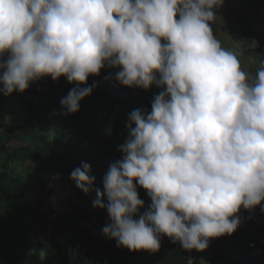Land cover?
<instances>
[{
    "label": "clouds",
    "instance_id": "clouds-1",
    "mask_svg": "<svg viewBox=\"0 0 264 264\" xmlns=\"http://www.w3.org/2000/svg\"><path fill=\"white\" fill-rule=\"evenodd\" d=\"M238 3L0 0V91L69 82L53 89L43 133L73 158L66 181L101 208L90 247L66 230L52 238L47 222L46 245L71 238L52 264H260L264 237L250 235L264 213V60L252 73L239 57L255 63L264 7ZM103 80L110 94L89 103ZM102 129L79 155L82 132ZM40 173L48 198L47 175L65 184ZM241 208L255 210L249 221Z\"/></svg>",
    "mask_w": 264,
    "mask_h": 264
},
{
    "label": "trees",
    "instance_id": "trees-1",
    "mask_svg": "<svg viewBox=\"0 0 264 264\" xmlns=\"http://www.w3.org/2000/svg\"><path fill=\"white\" fill-rule=\"evenodd\" d=\"M243 1L249 2L253 7H264V0ZM257 36L264 39V33ZM256 68L252 67L249 71L255 73ZM92 77L89 76L87 84ZM49 78L52 82L41 83L38 93L31 85L27 91L13 92L11 95H4L0 91V264H41L39 257H29V252L45 248L48 255L42 264H52L55 255L67 256L66 248L71 238L59 242L52 241L50 245L45 244L44 230L47 222L52 223V238L54 234L66 230L71 232L72 237L83 241L82 245L85 247L91 246L90 238L88 236L86 239V235L93 234L100 224L101 208L93 203L96 198L89 200L87 193L76 184L71 187L76 192L73 194L71 190L72 194H68L64 209L57 211L49 202L44 208L49 199L47 193L50 191H46V181L38 174H41V171H50L54 176H60L61 182L65 183V174L73 164L67 147L50 143L43 133L49 126L46 112L49 111V98L52 97L53 89L62 88L69 83L67 80H53L50 76ZM109 87V83L103 80L89 99V103L110 94ZM106 133V129L95 134L82 132L83 147L79 155L88 157L91 140H105ZM20 140L23 144L17 145ZM75 158H78V155ZM33 174L36 175L34 181L36 180L39 190L37 197L29 198L27 189ZM96 175L94 172L95 179ZM91 190L97 193L95 182ZM255 209L261 211L260 206ZM254 213L255 210L249 212L241 208L239 215L242 222H245L249 221ZM261 214L263 217L257 219V230L253 229L250 235L257 240L264 237V213ZM227 246L223 244L218 252L226 253ZM112 258H115V255L105 260ZM258 261L264 264V255L259 257ZM78 263L92 264L80 255ZM54 264H57L56 260Z\"/></svg>",
    "mask_w": 264,
    "mask_h": 264
},
{
    "label": "rangeland",
    "instance_id": "rangeland-1",
    "mask_svg": "<svg viewBox=\"0 0 264 264\" xmlns=\"http://www.w3.org/2000/svg\"><path fill=\"white\" fill-rule=\"evenodd\" d=\"M230 1H231L232 6L234 4L239 5L238 0L235 2H234V0H228V3ZM234 13H235V9H234ZM227 17H228L229 22H233V20L235 19V17L233 15H230V14H228ZM257 31L264 32V12L262 13V18H261V14L259 15V23H258ZM219 40L221 41V44H229L228 41H230L226 38H223V39L221 38ZM263 44L264 43H262V41L253 44V48H257V51L255 52V54L257 53V59H256L255 63H254V61H252L253 56L251 57L252 62H250V61L248 62L246 59L245 60L241 59V56L239 57L240 62H241V66L245 71H248L250 66L257 67L259 65L260 61L264 58V46H263ZM249 48H251V47L245 46L246 50ZM47 176H48V180H49V186H51L53 188L54 193L49 195L50 197L45 202V204H47V202H50L53 204L54 208L57 211L62 210L65 208L66 199H67L68 194L69 193L72 194L71 187H72L73 181L67 180V181H65V184L58 187L56 182L50 181L51 176H49V175H47ZM35 178L36 177L33 174L32 181H29L30 182L29 188H31V183L34 181ZM58 183H60V182H58ZM38 190H39L38 187H36V186L32 187L28 192V197L29 198L37 197L38 196ZM44 208H46V206H44Z\"/></svg>",
    "mask_w": 264,
    "mask_h": 264
}]
</instances>
